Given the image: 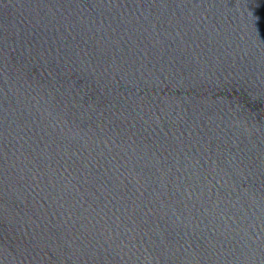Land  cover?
<instances>
[{
    "label": "water",
    "instance_id": "95a60500",
    "mask_svg": "<svg viewBox=\"0 0 264 264\" xmlns=\"http://www.w3.org/2000/svg\"><path fill=\"white\" fill-rule=\"evenodd\" d=\"M0 264H264V0H0Z\"/></svg>",
    "mask_w": 264,
    "mask_h": 264
}]
</instances>
